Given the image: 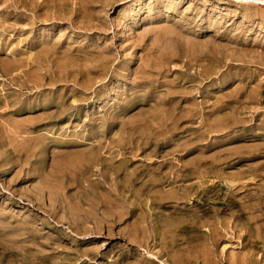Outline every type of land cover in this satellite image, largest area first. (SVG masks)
I'll return each mask as SVG.
<instances>
[{"label":"rangeland","instance_id":"1","mask_svg":"<svg viewBox=\"0 0 264 264\" xmlns=\"http://www.w3.org/2000/svg\"><path fill=\"white\" fill-rule=\"evenodd\" d=\"M88 1L0 0V264H264V4Z\"/></svg>","mask_w":264,"mask_h":264},{"label":"bare ground","instance_id":"2","mask_svg":"<svg viewBox=\"0 0 264 264\" xmlns=\"http://www.w3.org/2000/svg\"><path fill=\"white\" fill-rule=\"evenodd\" d=\"M87 1H88V0H87ZM89 1H92V0H89ZM89 1H88V2H89ZM93 1H95V0H93ZM183 1H184V0H183ZM237 1H246V2H247V1H252V2H255V3L264 4V0H237ZM181 2H182V1H181ZM246 2H245V4H246ZM91 3H92V2H91ZM229 3H230V2H229ZM161 4H162V3H161ZM232 4H233V3H232ZM242 4H243V3H242ZM250 4H253V3H250ZM162 5H164V4H162ZM238 5H241V4H238ZM258 5H259V4H257V6H258ZM157 6H158V5H157ZM193 6H194V5H193ZM243 6H244V5H243ZM252 6H254V5H252ZM259 6H260V5H259ZM261 6H262V5H261ZM254 7H255V6H254ZM254 7H253V8H254ZM263 7H264V6H263ZM207 8H208V7H207ZM214 8H215V7H214ZM238 8H239V7H238ZM248 8H249V7H248ZM250 8H251V7H250ZM256 9H258V8H256ZM256 9H255V10H256ZM261 9H262V7H261ZM201 10H202V9H200V11H201ZM240 10H241V9H240ZM250 10H251V9H250ZM263 10H264V9H263ZM253 11H254V10H253ZM201 12H202V11H201ZM229 12H230V11H229ZM240 12H241V11H240ZM240 12H239V13H240ZM242 12H243V11H242ZM198 13H200V12H198ZM218 13H220V12H218ZM239 13H237V14L239 15ZM243 13H244V12H243ZM256 13H257V11H256ZM258 13H259V12H258ZM258 13H257V14H258ZM222 14H223V13H222ZM228 14H230V13H228ZM250 14H251V13H250ZM253 14H254V13H253ZM253 14H251V15H253ZM215 15H216V14H215ZM219 15H220V14H219ZM235 15H236V14H235ZM245 15H246V14H245ZM259 15H260V14H259ZM207 16H208V15H207ZM212 16H213V15H212ZM212 16H211V17H212ZM220 16H221V15H220ZM223 16H224V15H223ZM226 16H228V15L226 14ZM229 16H230V15H229ZM229 16H228V17H229ZM254 16H255V15H253V17H254ZM260 16H261V15H260ZM208 17H209V16H208ZM211 17H210V18H211ZM246 17H247V16H246ZM213 18H214V17H213ZM218 18H219V17H218ZM223 18H224V17H223ZM239 18H240V17H239ZM258 18H259V17H258ZM206 19H207V18H206ZM215 19H216V18H215ZM215 19H214V20H215ZM224 19H225V18H224ZM242 19H243V18H242ZM244 19H245V17H244ZM207 20H208V19H207ZM209 20H210V19H209ZM212 20H213V19H212ZM212 20H211V21H212ZM216 20L218 21V19H216ZM225 20H226V19H225ZM233 20H235V19H233ZM246 20H247V19H246ZM262 20H263V19H262ZM187 21H188V20H187ZM230 21H231V18H230ZM230 21H229V22H230ZM259 21H260V20H259ZM188 22H190V21H188ZM191 22H192V21H191ZM191 22H190V23H191ZM209 22H210V21H209ZM213 22H214V21H213ZM215 22H216V21H215ZM223 22H224V21H223ZM225 22H226V21H225ZM225 22H224V23H225ZM233 22H234V21H233ZM240 22H242V21H240ZM240 22H239V23H240ZM251 22H252V19H251ZM253 22H254V21H253ZM257 22H258V21H257ZM260 22H262V21H260ZM260 22H259V23H260ZM211 23H212V22H210V25H211ZM231 23H232V22H231ZM231 23H229V24H231ZM248 23H249V21H248ZM255 23H256V21H255ZM208 24H209V23H208ZM232 24H233V23H232ZM257 24H258V23H257ZM260 24H261V23H260ZM216 25H217V24H216ZM255 25H256V24H255ZM255 25H253V26H255ZM261 26H262V25H261ZM173 27H174V26H173ZM212 27H213V26H212ZM212 27H211V28H212ZM240 27H241V26H240ZM240 27H238V30H239ZM243 27H244V25H243ZM251 27H252V26H251ZM258 27H259V26H258ZM258 27H257V28H258ZM213 28H214V27H213ZM224 28H225V27H224ZM230 28H231V27H230ZM245 28H246V27H245ZM252 28H254V27H252ZM259 28H260V27H259ZM261 28H262V27H261ZM261 28H260V29H261ZM172 29H173V28H172ZM241 29H242V28H241ZM246 29H248V28H246ZM254 29H255V28H254ZM260 29H259V30H260ZM262 29H264V28H262ZM224 30H225V29H224ZM233 30H235V29H233ZM249 30H250V27H249ZM259 30H258L257 32H259ZM177 31H178V30H177ZM177 31H176V32H177ZM203 31H204V29H203ZM206 31H207V30H206ZM213 31H214V30H213ZM260 31H261V30H260ZM204 32H205V31H204ZM215 32H216V31H215ZM229 32L231 33V31H229ZM229 32H228V33H229ZM232 32H233V31H232ZM241 32H243V31L241 30ZM257 32L255 31V33H257ZM178 33H179V31H178ZM245 33H246V31H245ZM217 34H218V33H217ZM231 34L233 35V34H235V33H231ZM231 34H230V35H231ZM238 34H239V33H238ZM238 34H237V35H238ZM250 34H252V33H250ZM260 34H261V33H260ZM260 34H259V35H260ZM183 35H185V34H183ZM243 35H244V33H243ZM262 35H263V34H262ZM186 36H188V35H186ZM195 36H196V35H195ZM224 36H225V35H224ZM233 36H234V35H233ZM235 36H236V34H235ZM241 36H242V35H241ZM222 37H223V36H222ZM239 37H240V35H239ZM246 37H247V36H246ZM246 37H245V38H246ZM248 37H249V36H248ZM251 37H252V35H251ZM225 38H226V37H225ZM229 38H230V36H229ZM236 38H237V37H236ZM236 38H235V39H236ZM219 39H221V38H219ZM226 39H227V38H226ZM226 39H225V40H226ZM240 39H241V38H240ZM223 40H224V38H223ZM227 40H228V39H227ZM184 41H185V40H184ZM193 41H194V40H193ZM229 41H230V40H229ZM231 41H232V40H231ZM236 41H237V40H236ZM246 41H247V40H246ZM249 41H250V40H249ZM196 42H197V41H196ZM263 42H264V41H263ZM263 42H262V44H263ZM186 43H187V42H186ZM234 43H235V42H234ZM188 44H189V43H188ZM260 47H261V46H260ZM262 48H263V45H262ZM261 51H262V50H260V53L262 54ZM263 53H264V50H263ZM258 54H259V51H258ZM259 56H260V55H259ZM245 61H246V60H245ZM249 61H250V60H249ZM251 62H252V60H251ZM251 62H249V63H251ZM261 63H262V62H261ZM259 64H260V63H259ZM263 65H264V64H263ZM259 111H260V110H259ZM259 111H258V112H259ZM260 113H261V112H260ZM258 115H259V114H258ZM233 116H234V115H233ZM234 120H235V119H233V122H234ZM226 122H228V121H226ZM235 123H238V122H235ZM255 130H257V129H255ZM248 131H249V130H248ZM250 132H251V131H250ZM253 132H254V131H253ZM253 132H252V133H253ZM259 132H260V131H259ZM246 133H247V132H246ZM252 133H251V134H252ZM246 135H247V134H246ZM250 136H251V135H250ZM250 136H249V137H250ZM92 137H93V136H92ZM97 153H98V152H97ZM98 154H99V153H98ZM99 157H100V156H99ZM99 157L97 158L96 161H98ZM95 158H96V155H95ZM93 159H94V158H93ZM101 159H102V158H101ZM111 159H112V158H111ZM111 159H110V161H111ZM94 160H95V159H94ZM112 160H114V159H112ZM79 161H80V160H79ZM91 161H93V160H91ZM99 161H100V160H99ZM99 161H98V162H99ZM101 161H102V160H101ZM80 162H81V161H80ZM98 162H97V163H98ZM105 162L108 163L107 161H104V163H105ZM94 163H95V161H94ZM199 163H200V162H199ZM99 164H100V163H99ZM101 164H102V163H101ZM200 164H201V163H200ZM94 165H95V164H94ZM108 165H109V164H108ZM112 165H113V163H112ZM262 165H263V164H262ZM262 165H261V166H262ZM75 166H76V165H75ZM116 166H117V165H116ZM119 166H120V165H119ZM114 167H115V166H114ZM199 167H200V165H199ZM93 168H94V167H93ZM103 168H104V167H103ZM110 168H111V166H110ZM262 168H263V167H262ZM120 169H121V168H120ZM106 170H107V169H106ZM106 170H105V171H106ZM117 170H118V169H117ZM122 170H124V169H122ZM202 170H203V169H202ZM107 171H108V170H107ZM107 171H106V172H107ZM109 171H112V170H109ZM115 171H116V169H115ZM119 172H120V170H119ZM119 172H118V173H119ZM124 172H125V171H124ZM204 172H205V171H204ZM107 173H108V172H107ZM116 173H117V171H116ZM131 173H132V172H131ZM69 174H70V173H69ZM75 174H76V173H75ZM112 174H114V172H113ZM124 174H125V173H124ZM128 174H129V173H128ZM160 174H161V173H160ZM60 175H62V174L60 173ZM67 175H68V174H67ZM70 175H71V174H70ZM73 175H74V174H73ZM77 175H78V174H77ZM77 175H74V176L77 177ZM115 175H116V174H114L113 176H115ZM151 175H152V174H151ZM63 176H65V175H63ZM74 176H73V177H74ZM108 176H109V175H108ZM110 176H111V173H110ZM161 176H162V175H161ZM170 176H171V175H170ZM57 177H58V176H57ZM69 177H70V176H69ZM105 177H106V176H105ZM116 177H117V176H116ZM127 177H129V176H127ZM152 177H153V176H152ZM63 178H64V177H63ZM63 178L61 177L60 179H63ZM65 178H66V177H65ZM107 178H108V177H107ZM154 178H155V177H154ZM156 178H157V177H156ZM158 178H160V177H158ZM70 179H73V178L70 177ZM104 179H105V178H104ZM110 179H111V178H109V181H110ZM116 179H117V178H116ZM144 179H145V178H144ZM149 179H150V178H149ZM160 179H161V178H160ZM65 180H66V179H65ZM73 180L76 181V179H73ZM73 180H72V181H73ZM100 180H101V179H100ZM153 180H154V179H153ZM155 180H156V179H155ZM158 180H159V179H158ZM67 181H68V180H67ZM118 181H119V179H118ZM135 181H136V180H135ZM138 181H139V179H138ZM138 181H137V182H138ZM145 181H146V180H145ZM156 181H157V180H156ZM61 182H63V181H61ZM90 182H91V181H90ZM102 182H103V181H102ZM102 182H101V183H102ZM115 182H116V181H115ZM121 182H122V181H121ZM123 182H124V181H123ZM56 183H60V181H59V182H56ZM92 183H93V181H92ZM92 183H91V185H92ZM94 183H96V185H97V182H94ZM109 183H110V182H109ZM145 183H146V182H145ZM148 183H149V182H148ZM150 183H152V182H150ZM164 183H165V182H164ZM52 184H54V183H52ZM79 184H80V183H79ZM115 184H117V183H115ZM152 184H153V183H152ZM55 185H56V184H55ZM55 185H54V186H55ZM57 185H58V184H57ZM60 185H61V184H60ZM60 185H59V186H60ZM77 185H78V184H77ZM81 185H82V184H81ZM81 185H80V188H81ZM88 185H89V184H88ZM96 185H94V186H96ZM106 185H108V184H106ZM110 185H111V183H110ZM112 185H113V184H112ZM119 185H120V184H119ZM128 185H129V184H128ZM59 186H58V187H59ZM99 186H100V184H99ZM116 186H117V185H116ZM42 187H43V186H42ZM46 187L48 188L49 186L47 185ZM51 187H53V185H52ZM61 187H62V186H60V188H61ZM63 187H64V186H63ZM92 187H93V186H92ZM113 187H114V186H113ZM150 187H151V184H150ZM67 188H68V187H67ZM85 188H87V187H85ZM116 188H117V187H116ZM151 188H152V187H151ZM51 189H53V191H56V190H57L56 186H55V188H50V191H51ZM54 189H56V190H54ZM61 189H62V188H61ZM78 189H79V188H78ZM89 189H92V188H89ZM108 189H109V188H108ZM110 189H112V187H111ZM118 189H119V188H118ZM136 189H137V188H136ZM148 189H149V187H148ZM36 190H37V189H36ZM63 190H64V188H63ZM82 190H84V187L82 188ZM113 190H114V189H112V191H113ZM115 190H117V189H115ZM138 190H139V189H138ZM138 190H137V191H138ZM152 190H154V189H152ZM174 190H175V189H174ZM47 191H48V190H47ZM53 191H51V192H53ZM92 191H93V190H92ZM109 191H110V190H109ZM117 191H118V190H117ZM154 191H156V190H154ZM154 191H153V192H154ZM193 191H194V190H193ZM193 191H192V192H193ZM60 192L63 193V191H60ZM64 192H65V191H64ZM66 192H67V191H66ZM89 192H90V191H89ZM99 192H101V191H99ZM106 192H107V190H106ZM114 192H116V191H114ZM119 192H120V191H119ZM78 193H80V192L78 191L77 194H78ZM87 193H88V192H87ZM96 193H97V192H96ZM96 193H95V194H96ZM107 193H108V192H107ZM121 193H122V191H121ZM170 193H173V192H170ZM46 194H47V193H46ZM53 194L57 195V194H58V191H57V193L54 192ZM67 194H68V193H67ZM67 194H65V195H67ZM93 194H94V193H92V195H93ZM99 194H101V193H99ZM99 194H98V195H99ZM115 194H116V193H115ZM122 194H123V193H122ZM122 194H121V195H122ZM182 194H183V193H182ZM184 194H185V192H184ZM191 194H192V193H191ZM48 195H49V193H48ZM75 195H76V194H75ZM75 195H74V196H75ZM79 195H80V194H79ZM79 195L77 196V200L79 199ZM84 195H85V194H84ZM98 195H95V196H98ZM119 195H120V193H119ZM119 195H118V196H119ZM45 196H46V198H47V195H45ZM52 196H53V195H52ZM59 196H60V194H59ZM61 196H63V195H61ZM69 196H70V195H69ZM88 196H89V194H88ZM101 196H102V195H101ZM114 196H115V195H114ZM118 196H117V198L119 199ZM183 196H184V195H183ZM48 197H49V196H48ZM72 197H73V195H72ZM115 197H116V196H115ZM125 197H126V196H125ZM125 197H122L124 201H125ZM180 197H182V195H180ZM184 197H186V194H185ZM54 198H56V199H54ZM54 198H53V199L51 198V200H58L56 196H55ZM60 198H65V197L63 196V197H60ZM70 198H71V197H70ZM73 198H74V197H73ZM75 198H76V197H75ZM75 198H74V199H75ZM84 198H85V199H86V198L89 199V197H87V196H84ZM90 198H91V197H90ZM100 198H101V197H100ZM174 198H176V197H174ZM196 198H197V197H196ZM93 199H94V196H93ZM101 199H102V198H101ZM114 199H115V198H114ZM126 199H127V198H126ZM177 199H178V198H177ZM180 199H181V198H180ZM263 199H264V198H263ZM36 200L39 201V199H36ZM42 200H43V199H42ZM66 200L69 201L67 198H66ZM66 200H65V201H66ZM70 200H71V199H70ZM75 200H76V199H75ZM102 200H104V199H102ZM110 200H111V201H114L113 199H110ZM253 200H254V199H253ZM40 201H41V198H40ZM44 201H45V199H44ZM44 201H43V202H44ZM63 201H64V200H63ZM73 201H74V200H73ZM96 201H97V200H96ZM98 201H99V200H98ZM100 201H101V200H100ZM106 201L109 202L108 200H106ZM121 201H122V200H120V202H121ZM128 201H129V200H128ZM195 201H196V200H195ZM251 201H252V199H251ZM259 201H260V198H259ZM262 201H263V200H262ZM52 202H53V201H52ZM55 202H57V201H54V203H55ZM61 202H62V201H60V205L62 204ZM76 202H77V201H76ZM85 202H86V201H85ZM103 202H104V201H103ZM114 202H115V201H114ZM116 202H117V201H116ZM116 202H115L116 206H119V205H117L118 203H116ZM120 202H119V203H120ZM125 202H127V201H125ZM125 202H124V203H125ZM147 202H148V201H147ZM255 202H256V201H255ZM54 203H52V205H51V202H50L49 205L53 206V205H55ZM69 203L71 204V202H69ZM73 203H75V201H74ZM79 203H80V201H79L78 203H75V204H76V205H77V204L79 205ZM86 203H87V202H86ZM91 203H93L92 200H91ZM97 203H98V202H97ZM110 203H111V202H110ZM124 203H120V205H122V204H124ZM245 203H247V201H246ZM253 203H254V201H253ZM261 203H262V202H261ZM261 203H260V204H261ZM65 204H66V203H65ZM70 204H69V205H70ZM75 204H74V205H75ZM88 204H89V202H88ZM93 204H96V203H93ZM100 204H101V203H100ZM106 204H107V203H105V205H106ZM108 204H109V203H108ZM126 204H127V203H126ZM148 204H149V203H148ZM249 204H250V202H249ZM254 204H255V203H254ZM254 204H253V205H254ZM257 204H258V203H257ZM39 205H40V203H39ZM58 205H59V204H58ZM60 205H59V206H60ZM69 205L67 204L68 208H69V207H70V208H73V205H72V206H69ZM76 205H75V207H76ZM82 205H83V204H82ZM109 205H114V204L112 203V204H109ZM43 206H44V203H43ZM65 206H66V205H65ZM67 206H66V207H67ZM91 206H92V208H93V205H91ZM91 206H90V207H91ZM94 206H95V205H94ZM116 206H114V207H116ZM122 206H123V205H122ZM127 206H128V205H127ZM146 206H147V205H146ZM247 206H248V205H247ZM250 206H251V205H250ZM254 206H255V205H254ZM256 206H257V205H256ZM258 206H259V204H258ZM258 206H257V207H258ZM62 207H63V205H62ZM78 207L80 208L81 205L78 206ZM78 207H76L77 210L79 209ZM84 207H86V206H84ZM96 207H97V206H96ZM98 207H99V205H98ZM103 207H104V205H103ZM128 207H129V206H128ZM252 207H253V206H252ZM260 207H261V206H260ZM49 208H50V207H49ZM52 208H54V207H52ZM55 208H56V207H55ZM63 208H64V207H63ZM63 208H62V209H63ZM68 208H67V209H68ZM70 208H69V209H70ZM99 208H100V207H99ZM99 208H98V209H99ZM112 208H113V207H112ZM118 208H119V207H118ZM250 208H251V207H250ZM262 208H264V207H262ZM262 208H261V209H262ZM56 209H59V207H57ZM73 209H74V208H73ZM81 209H82V208H81ZM85 209H86V208H85ZM93 209H95V208H93ZM93 209H92V210H93ZM103 209H104V208H103ZM186 209H187V208H186ZM244 209L246 210V207H245V206H244ZM244 209H243V210H244ZM247 209H248V208H247ZM261 209H259V210H261ZM54 210H55V209H54ZM71 210H72V209H71ZM74 210H76V209H74ZM74 210H73V211H74ZM77 210H76V211H77ZM83 210H84V209H82V213H83ZM86 210H87V209H86ZM86 210H85V211H86ZM92 210H90V211L94 213V211H92ZM96 210H97V209H96ZM253 210H254V208H253ZM255 210H256V209H255ZM48 211H49V210H48ZM64 211H65V209H64ZM67 211H68V210H67ZM67 211H66V212H67ZM76 211H75V212H76ZM78 211H79V210H78ZM80 211H81V210H80ZM80 211H79V212H80ZM85 211H84V213H86ZM99 211H100V210H99ZM105 211H106V210H105ZM105 211H104V212H105ZM256 211H257V210H256ZM263 211H264V210H263ZM263 211H262V212H263ZM49 212H50V211H49ZM51 212H53V210H51ZM51 212H50V213H51ZM75 212H74V213H75ZM88 212H89V210H88ZM88 212H87V214H88V216H89L90 213H88ZM101 212H102V211H101ZM106 212H107V211H106ZM244 212H246V211H244ZM244 212H243V213H244ZM257 212H259V211H257ZM257 212H256V213H257ZM55 213H56V212H55ZM93 213H91V214L94 215V214L97 213V211H96V213H94V214H93ZM187 213H188V212H187ZM254 213H255V212H254ZM254 213L251 212V214H253V215H257V214H254ZM53 214H54V213H53ZM68 214H71V212L68 213ZM77 214H78V213H75L74 216H76ZM91 214H90V215H91ZM99 214H100V212H99ZM102 214H103V213H102ZM246 214H247V213H246ZM261 214H262V213H261ZM79 215H80V214H79ZM96 215L98 216V214H96ZM239 215H240V214H239ZM244 215H245V214H244ZM253 215H252V216H253ZM258 215H260V213H258ZM70 216H71V215H70ZM249 216H250V215H249ZM252 216H250V218H254V217H252ZM52 217H53V216H52ZM80 217H81V216H80ZM80 217H77V218H80ZM192 217H193V216H192ZM258 217H260V216H258ZM55 218H56V216H55ZM60 218H61V217H60ZM72 218H74V217L72 216ZM93 218H94V217H93ZM95 218H96V217H95ZM152 218H153V217H152ZM152 218H151V219H152ZM171 218H173V217H171ZM174 218H175V217H174ZM245 218H247V217H245ZM250 218H249V220H250ZM261 218H262V217H261ZM61 219H62V218H61ZM86 219H87V217H86ZM86 219H85V220H86ZM151 219H150V220H151ZM165 219H166V218H165ZM165 219H164V220H165ZM226 219H228V218H226ZM239 219H240V217H239ZM242 219H243V218H242ZM242 219H241V220H242ZM57 220H59V219L57 218ZM71 220H72V219H71ZM77 220H78V219H77ZM77 220H76V221H77ZM80 220H82V219L80 218ZM80 220H79V221H80ZM85 220H84L83 222H85ZM144 220H145V219H144ZM222 220H223V219H222ZM222 220H221V221H222ZM236 220L238 221V219H236ZM251 220H252V219H251ZM254 220H257V219L255 218ZM55 221H56V219H55ZM73 221H75V218H74ZM92 221H93V220H92ZM94 221H97V220L95 219ZM157 221H158V220H157ZM176 221H177V219H176ZM179 221H181V220H179ZM210 221H211V220H209V222H210ZM213 221H214V220H213ZM217 221H218V220H217ZM217 221H216V222H217ZM224 221H225V220H224ZM229 221H230V220H229ZM245 221L247 222V220H245ZM245 221H244V222H245ZM56 222H57V221H56ZM60 222H61V221H60ZM143 222H144V221H143ZM146 222H147V221H146ZM205 222H206V221H205ZM216 222H215V223H216ZM69 223H70V222H69ZM71 223H72V222H71ZM79 223H80V222H79ZM85 223H86V222H85ZM138 223H139V224H144V223H142V222H141V223L138 222ZM150 223H151V222H150ZM152 223H153V222H152ZM157 223H158V222H157ZM157 223H156V224H157ZM186 223H187V222H186ZM213 223H214V222H213ZM217 223H218V222H217ZM221 223H222V222H221ZM223 223H224V222H223ZM223 223H222V224H223ZM231 223H232V222H231ZM238 223H239V222H238ZM238 223H237V225H238ZM241 223H242V222H241ZM62 224H63V223H62ZM74 224H76V222H75ZM74 224H71V225L73 226ZM95 224L98 225L99 222H97V223L95 222ZM139 224H137V226H138ZM145 224H147V223H145ZM145 224H144V225H145ZM168 224H169V223H168ZM187 224H188V223H187ZM200 224H201V223H200ZM207 224H208V223H207ZM239 224H240V223H239ZM247 224H248V223H247ZM249 224H250V223H249ZM251 224H252V223H251ZM67 225H68V224H67ZM71 225H70V226H71ZM80 225H82V224H80ZM80 225H79V226H80ZM150 225H151V224H150ZM193 225H194V224H193ZM201 225H202V224H201ZM204 225H205V224H204ZM211 225H212V224H211ZM243 225H245V224H243ZM253 225H255V222H254ZM256 225H258V224H256ZM259 225H260V224H259ZM29 226H30V225H29ZM77 226H78V224H77ZM134 226H136V225H134ZM146 226H147V225H146ZM153 226H154V224H153ZM164 226H165V225H164ZM186 226H187V225H186ZM191 226H192V224H191ZM199 226H200V225H199ZM208 226H209V224H208ZM208 226H207V227H208ZM214 226H215V227H214ZM214 226L212 225V227L216 228V224H214ZM219 226H220V225H219ZM219 226H218V227H219ZM239 226L242 227V225H239ZM239 226H238V228H240ZM260 226H261V225H260ZM33 227H34V226H33ZM33 227H32V228H33ZM66 227H67V226H66ZM84 227H85V226H84ZM87 227H88V226H86V228H87ZM150 227H151V226H150ZM175 227H176V226H175ZM210 227H211V226H210ZM221 227H223V226H221ZM230 227H231V225H230ZM63 228H64V227H63ZM79 228H80V227H79ZM89 228H90V227H89ZM138 228H139V227H138ZM138 228H137V229H138ZM193 228H194V226H193ZM246 228H248V226H247ZM246 228H245V230H246ZM250 228H251V226H250ZM257 228H258V227H257ZM33 229H35V228H33ZM66 229H67V228H66ZM71 229H72V227H71ZM73 229H75V228H73ZM80 229H81V228H80ZM84 229H85V228H84ZM90 229H91V228H90ZM90 229H89V230H90ZM92 229H93V228H92ZM92 229H91V230H92ZM141 229H142V228H141ZM148 229H149V228H148ZM151 229H152V228H151ZM200 229H201V228H200ZM216 229H217V228H216ZM216 229H215V230H216ZM220 229H221V228H220ZM226 229H227V228H225V230H226ZM243 229H244V228H243ZM243 229H242V230H243ZM253 229H254V227H253ZM260 229H262V226H261ZM28 230H29V229H28ZM31 230H32V229H31ZM31 230H29V231H31ZM75 230H76V229H75ZM78 230H79V229H78ZM82 230H83V229H82ZM82 230H81V232H83ZM89 230H88V232H91V231H89ZM143 230H144V229H143ZM146 230H147V229H146ZM163 230H164V229H163ZM202 230H203V229H202ZM209 230H210V232H211V229H209ZM209 230H208V231H209ZM215 230H214V231H215ZM222 230H223V229H222ZM263 230H264V229H263ZM33 231H34V230H33ZM95 231H97V230H95ZM151 231H153V230H151ZM181 231H182V230H181ZM229 231H230V230H229ZM239 231H240V230H239ZM249 231H250V230H249ZM249 231H248V232H249ZM260 231H261V230H260ZM260 231H258V232H259L258 234H261ZM76 232H77V230H76ZM76 232H75V233H76ZM86 232H87V231H86ZM97 232H98V231H97ZM132 232H134V229H133ZM140 232H141V231H140ZM144 232H145V231H144ZM147 232L149 233L150 231L147 230ZM186 232H188V231H186ZM212 232H213V230H212ZM212 232H211V234H212ZM215 232H216V233H219V232H217V231H215ZM215 232H214V233H215ZM223 232H224V231H223ZM242 232H244V231H242ZM245 232H247V231H245ZM255 232H257V231H255ZM262 232H263V231H262ZM31 233H32V232H31ZM34 233H35V231H34ZM79 233H80V232H79ZM95 233H96V232H95ZM141 233H142V232H141ZM148 233H147V234H148ZM160 233H161V232H160ZM188 233H189V232H188ZM236 233H237V232H236ZM240 233H241V232H240ZM250 233H251V235H252V229H251V232H249V234H250ZM35 234H36V233H35ZM81 234H82V233H81ZM83 234H84V233H83ZM83 234H82V235H83ZM87 234H88V233H87ZM91 234H92V233H91ZM137 234H138V233H137ZM230 234H231V233H230ZM230 234H229V235H230ZM233 234H234V233H233ZM233 234H232V235H233ZM258 234H257V237L259 236ZM130 235H131V234H130ZM134 235H135V233H134ZM134 235H133V236H134ZM138 235H139V234H138ZM148 235H150V234H148ZM148 235H147V236H148ZM152 235H153V234H152ZM208 235H209V233L207 234V236H208ZM217 235H218V234H217ZM232 235H231V237H233ZM237 235H239V234H237ZM237 235L235 236V237H236L235 239L238 240V237L240 238V236H237ZM261 235H264V233L261 234ZM29 236H30V235H29ZM31 236H32V235H31ZM88 236H89V234H88ZM93 236H94V234H93ZM214 236H215V235H214ZM222 236L224 237L225 235H222ZM222 236H220V237H222ZM227 236H228V235H227ZM241 236H242V235H241ZM254 236H255V235H254ZM254 236H253V237H254ZM78 237H79V236H78ZM89 237H90V236H89ZM130 237H132V236H130ZM149 237H150V236H149ZM151 237H152V236H151ZM170 237H171V236H170ZM190 237H191V235H190ZM211 237H212V236H211ZM218 237H219V236H218ZM223 237H222V238H223ZM229 237H230V236H229ZM249 237H251V236H249ZM253 237H252V239H253ZM259 237H260V236H259ZM31 238H32V237H31ZM84 238H85V237H84ZM94 238H96V237H94ZM137 238H139V237H136V239H137ZM144 238H146V236H145ZM147 238H148V237H147ZM153 238H154V237H153ZM153 238H152V239H153ZM254 238H255V237H254ZM32 239H33V238H32ZM133 239H134V238H133ZM139 239H140V238H139ZM141 239H142V238H141ZM141 239H140V240H141ZM150 239H151V238H150ZM162 239H163V238H162ZM215 239H216V237H215ZM224 239H225V238H224ZM231 239H232V238H231ZM261 239H262V238H261ZM83 240H84V239H83ZM90 240H91V239H90ZM142 240H143V239H142ZM148 240H149V239H147V241H148ZM157 240H158V237H157ZM212 240H213V238H212ZM239 240H240V239H239ZM263 240H264V238H263ZM155 241H156V240H155ZM215 241H216V240H215ZM218 241H219V238H218ZM227 241H228V240H227ZM233 241H234V240H233ZM250 241H252V240H250ZM84 242H85V241H84ZM143 242H144V240L142 241V243H143ZM156 242H157V241H156ZM205 242H208V241H205ZM209 242H211V241H209ZM213 242H214V241H213ZM213 242H212V243H213ZM234 242H235V241H234ZM238 242H239V241H238ZM241 242H242V241H241ZM241 242H239V243H241ZM148 243H149V242H148ZM148 243H147V244H148ZM154 243H155V242H154ZM197 243H198V242H197ZM247 243H249V242L247 241ZM251 243H252V242H251ZM251 243H250V244H251ZM230 244H231V243H229V245H230ZM241 244H242V243H241ZM250 244H249V245H250ZM149 245H150V244H149ZM207 245H208V244H206V246H207ZM211 245H212V244H211ZM215 245H216V244H215ZM235 245H236V244H235ZM235 245H234V246H235ZM237 245H238V244H237ZM237 245H236V246H237ZM247 245H248V244H247ZM209 246H210V245H209ZM213 246H214V245H213ZM213 246H210V247H213ZM236 246H235V247H236ZM257 246H258V245H257ZM261 246H262V245H261ZM171 247H172V246H171ZM202 247H203V246H202ZM229 247H230V246H229ZM239 247H240V245H239ZM182 248H183V247H182ZM232 248H233V247H232ZM247 248H250V246L247 247ZM253 248H254V247H253ZM253 248H252V249H253ZM207 249H208V248H207ZM207 249H206V250H207ZM214 249H215V248H214ZM252 249H250V251H251ZM254 249H255V248H254ZM221 250H222V249H221ZM237 250L240 251V249H237ZM255 250H256V249H255ZM212 251H213V250H212ZM225 251H226V250H225ZM233 251H234V250H232V254L230 253V254H231V256L229 255L230 257H232V255H233V257H235V256H234L235 252H233ZM246 251H247V250H246ZM263 251H264V250H263ZM222 252H223V251H222ZM222 252H220V253L222 254ZM252 252H253V254H254V250H253ZM259 252H260V251H259ZM34 253H36V252H34ZM95 253H96V252H95ZM195 253H196V252H195ZM201 253H202V252H201ZM201 253H200V254H201ZM208 253H209V252H208ZM220 253L217 252V254H220ZM225 253H226V252H225ZM225 253H224V254H225ZM233 253H234V254H233ZM248 253H249V251H248ZM248 253H247V254H248ZM250 253H251V252H250ZM84 254H85V253H84ZM168 254H170V253H168ZM203 254H204V253H203ZM215 254H216V252H215ZM241 254H243V252H242ZM261 254H262V253H261ZM263 254H264V253H263ZM33 255L35 256V254H33ZM95 255H96V254H95ZM211 255H212V253H211ZM235 255H236V254H235ZM238 255H239V254H238ZM245 255H246V254H245ZM36 256H37V254H36ZM86 256H87V254H86ZM204 256H205V255H204ZM204 256L202 255V257H204ZM206 256H207V255H206ZM215 256H217V255H215ZM215 256H214V258H215ZM218 256H220V255H218ZM229 256H227V258H228ZM240 256H241V255H240ZM243 256H244V255H243ZM247 256H248V255H247ZM250 256H251V254H250ZM253 256H254V255H253ZM255 256H258V255H255ZM262 256H263V255H262ZM170 257H171V256H170ZM175 257H176V256H175ZM210 257H211V256H210ZM230 257H229V258H230ZM248 257H249V256H248ZM251 257H252V256H251ZM251 257H250V258H251ZM88 258H89V257H88ZM173 258H174V257H173ZM211 258H212V257H211ZM236 258H237V257H236ZM241 258L243 259L242 256H241ZM254 258H255V257H254ZM209 259H210V258H209ZM220 259H222V258L220 257ZM223 259H224V258H223ZM223 259H222V261H223ZM233 259H234V258H233ZM242 259H241V261H242ZM257 259H259V258H257ZM261 259H262V258H261ZM263 259H264V258H263ZM157 260H158V259H157ZM201 260H202V259H201ZM213 260H214V259H213ZM213 260H212V261H213ZM224 260H225V259H224ZM228 260H229V259H228ZM88 261H89V260H88ZM209 261H210V260H209ZM219 261L222 262L221 260H219ZM179 262H180V261H179ZM196 262H197V261H196ZM203 262H204V261H203ZM205 262H206V261H205ZM220 262H218V263H220ZM228 262H229V261H228ZM56 263H57V262H56ZM201 263H202V262H201ZM201 263H200V264H201ZM207 263H208V262H207ZM209 263H210V262H209ZM212 263H213V262H212ZM232 263H233V262H232ZM238 263H239V262H238ZM240 263H241V262H240ZM242 263H243V262H242ZM260 263H261V262H260ZM163 264H167L166 261L163 262ZM180 264H181V263H180ZM205 264H206V263H205ZM210 264H211V263H210ZM215 264H217L216 261H215ZM221 264H222V263H221ZM234 264H235V263H234ZM236 264H237V263H236ZM247 264H248V263H247ZM252 264H254V263L252 262Z\"/></svg>","mask_w":264,"mask_h":264}]
</instances>
